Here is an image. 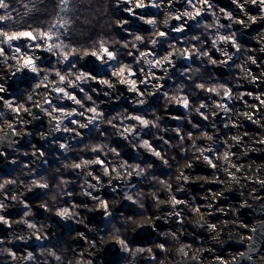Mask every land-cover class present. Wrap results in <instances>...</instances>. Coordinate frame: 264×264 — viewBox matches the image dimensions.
<instances>
[{"label":"rangeland","instance_id":"374dc122","mask_svg":"<svg viewBox=\"0 0 264 264\" xmlns=\"http://www.w3.org/2000/svg\"><path fill=\"white\" fill-rule=\"evenodd\" d=\"M173 1L174 0H171L173 6L171 8L170 15L167 2L161 5L160 9L162 10V12L160 15V9L152 8L150 6L145 8H135L133 2L129 5H125L123 3V0H120L119 8L116 7L117 0H108V6L110 8V12L114 15V17H116L118 20L127 21V24L122 27L123 29H127L126 32H131L130 29L141 30L146 32H151L153 30L155 31L154 37L151 39L153 40L160 39L157 36L158 31H168L170 27H174L180 23V21L177 20L175 23H171V19L174 18L175 15L183 13L186 8L193 12L195 11V9L190 8L187 5L186 0H182L180 4H175L173 3ZM157 2H159V0H157ZM145 3L149 4L150 0H145ZM211 3L213 5V8L206 9L202 16L197 17L196 20H191L187 24L184 33L187 31L192 32L199 29L196 27L197 22H199L201 26V23L204 21V17L207 14H210V12L215 8L213 11L218 17L219 23L223 25H227V23L231 24V28L240 37V42H247L246 46L248 48V54L251 53L249 56H253L255 58L254 52L257 48L256 44H264V41H259L253 38L252 35L254 34V31L250 32L248 30H245L244 27L239 26L238 20L241 16V12L237 11L236 5L230 4L224 8L223 6H221L219 0H211ZM62 7L63 5L61 4V0H57L56 15L58 18H61L65 14V11H61ZM126 7H132L134 9L135 16L129 15L125 11ZM200 7L203 6L199 3H196V8ZM221 8L233 14L234 18L232 21H229L227 18H225L224 14L220 11ZM256 11V6L252 4L246 7V12L248 13L255 14ZM156 14L159 15V17H157ZM140 16L145 17V19L157 17L155 18V28L152 25L146 24L143 20L138 19V17ZM186 18L187 17H185V19ZM166 19L168 20V27H166L164 24V21ZM215 26L217 27L216 23ZM217 32H219V34H225L222 31V28L217 27V29L214 30V37L211 39V44L208 47V50L210 52V55H212V57H214V59H216L217 61H221V58H227L221 54L222 51H227L228 54L232 56V60L228 61L227 64H224V68L227 69L231 65H233L234 62L237 60L238 52L235 48L231 46L230 42L222 43L218 40L216 48H219L221 51H217L216 48H213L212 41L214 39H217ZM169 34L174 36L181 35L175 32H169ZM131 43L133 44L135 43V41ZM128 51H133L135 55H139V53L136 52L135 49L129 48ZM28 54L33 55L32 52H29ZM260 54V63L263 64L262 66H264V53L260 52ZM13 55L14 50H8V59H5L3 56H0V80L1 77L4 76L5 67L8 65H13L14 62H18L16 59L12 58ZM36 56L40 57L37 63L41 69L49 66L50 64H55V61H53L55 57H51L50 54L46 52L39 53ZM153 59L154 57L152 56L141 58V63L143 65L140 63V66L137 67L143 68L144 71L142 72V74L146 76V79H155L150 75L152 72H155V75L157 77H161L163 75V71H161L159 68L153 69L150 64L144 63V60L150 61ZM130 61V64L136 63L132 59ZM187 61L188 60H184V63ZM249 61L250 60H248L247 57L244 60L243 65L240 66L238 69L239 73L236 76V86L232 90L233 95L231 99L224 100L223 94L214 97V93H209L208 91L204 90L203 96L205 93V97L204 100L202 99L201 103L203 102L208 105V107L206 108V114L208 115L209 119L207 121L203 120L197 114L196 109L199 107V105L193 109L194 117L196 119L198 118L203 120L204 126L210 125V129L211 127H213V122H215L216 127L219 128L217 130L213 129L214 136H212V140L208 139V136L211 135H209V133L206 131H198L196 133V135L187 145L186 158L179 163L178 167L176 168V171H174L173 179L170 184L171 188H168V190H164L158 200H153L154 203L147 217L136 218L138 219V221L146 220L149 222L156 223L149 227V229H146L145 233H142L141 231L140 233L138 230H136V223H134L135 221L132 222L129 241L131 243H134V245H144L145 249H149L145 257L147 261L154 262V264H171L174 260V255L176 253L180 257V259H182L183 257L192 256L196 257L197 259L199 258V260L201 261H208V259L210 261L211 257L208 254L205 255V248H218L219 245L215 242V239L217 237H219L221 234H225L226 236H228L227 234L231 233L230 228H232L233 226L237 228V230L239 229L244 231L247 229L248 231V228L252 227L251 223L253 224V222H255L256 216L254 217V211L257 209V206L255 207V209L253 206L251 207V201L246 197H249V194L256 192V190H254L256 188L255 186L261 185L259 181L264 180V172L261 170L262 166L264 167V145L256 143L257 140L264 139V134L257 127L259 125L264 124V105H260L259 111L255 112H252L251 108L256 107L255 103H260L258 100L255 99V96L261 95L262 98H264V85H250L251 83H253V81L251 76L248 75V72H251L252 75L256 76V72L258 71L260 65H251ZM220 64L221 63L218 62L216 64V67ZM56 67L60 69L63 68L60 66ZM175 71L176 70H173L172 72ZM30 73V78L27 81L29 85L24 88L21 92L22 95L19 97L20 99L10 98L7 100L12 101L15 106L23 104L24 107H27L28 105H31L32 102L41 95V93H44L46 96H48V98L50 97L51 101L54 102L52 105H50L51 109V107L55 106V104L59 102V98L56 97V93L53 94L52 92V80L58 81V77H55L54 75H48L49 80L45 81V75H37L36 73H33L31 71ZM126 75L127 74H125V77ZM129 78L137 79L136 76ZM112 79L116 80V84L111 89H107L106 86H104L105 90L109 92V95H103L104 97H102V99L105 100V103L106 101L108 102L107 107L111 109L117 107L116 105L118 104H122V100L126 102L127 99V97L124 96L125 94L123 95L121 90L116 88L118 86H124L119 84L117 77H113ZM157 81H162L161 83L164 86L165 84L167 85L169 83V78L167 77L166 79ZM261 82L264 84V79H262ZM153 84L154 83L149 80L148 87ZM138 87L143 90L145 86L143 84L138 83ZM152 92H156V90ZM249 92H251L253 95H247V93ZM241 94L244 95L242 96ZM155 95L156 94L150 95V97L143 96L141 98L145 100V103H151L154 99L153 96ZM29 96L32 97L31 100L28 99ZM110 101H115L116 104L110 105ZM167 102H170V104L164 105L161 110V117L167 119L170 129H174L179 125V119L181 118L180 115H182L186 110L181 105H178L173 99ZM218 102L224 103L227 107H229V111L225 113L222 108H217L216 104ZM66 103L67 102H64V104ZM73 107L77 108V110L79 111V108L77 106ZM131 107L137 109L141 108L142 106H137L132 103ZM0 109L1 111L3 110L1 115L3 120L12 113L16 116L17 120L21 118V120H23L25 123L26 119L24 118L23 110H21L19 116H17V114L13 112L11 108L4 105L3 100H0ZM177 109L179 110V113L176 112ZM219 109H221V113L217 114L216 110ZM213 111H215L216 116H213ZM245 112L251 113L253 115V120H259L260 123L255 124L252 121H249L243 115ZM56 114H59L61 118H59ZM53 115L55 117H58L62 121V124L64 126H69L68 120L64 119L59 112L53 113ZM82 117L83 116H76L73 118L79 120L81 123L83 121L84 123H87V119ZM173 117H176L177 119H173ZM225 118H229V127L224 126ZM3 120H0V127L2 125ZM123 120L124 122L128 121V119ZM233 122L237 124L236 127L232 126ZM124 126L135 127L139 129L138 135L128 134L126 136L127 140H123L122 138H118L119 140H117L119 143L118 147L120 148V150L122 149L124 153H127L129 157H134L135 154H137V152L135 151L136 146L138 145L139 141H141V138H146L145 136L147 134V130L146 128L141 127L136 121H133V124H122L118 128L122 127L120 130H123ZM71 127L75 128L76 131L81 132V136L92 130L91 125H89L88 128L84 129L79 128L77 125H71ZM41 133L42 132L40 128L38 129V133L37 131H35V133L31 135L29 144L30 146L35 144L38 147H46L48 149L58 151L60 149V143L66 142L68 145L72 146L77 144L79 142V138L81 137H75L73 133H66L65 141L57 139L51 145H40L39 134ZM201 133H207V135H202ZM245 133H247V135H245ZM233 136H240L241 142L237 144L235 141H233ZM216 141H220V143L225 146V150L222 153L217 150ZM193 145H196L197 147L194 148ZM209 148L212 149L211 152L207 151V149ZM198 149H205L203 155ZM225 152L233 153V155L230 156L229 161H225L223 159V155ZM198 155H200L202 158L204 155H209L213 162L217 165V167L212 168L210 166L211 168H209L207 171L201 168L189 167V164H192L195 161V157H197ZM142 156H147V154L142 153ZM30 158L31 160L30 162H27L28 165L26 166L27 172L31 173V171L34 170L42 173L41 168L38 167L35 162V159L37 158L39 162H41L42 160V156L39 155V152H36L35 155H33V153L30 154ZM89 159L94 160L95 156L93 155ZM16 160L18 164H20L19 157H17ZM72 161L73 162H71L69 166L79 176V184L81 185L82 190V192L76 196V203L86 208L85 211L80 215L75 216L72 211H70V207L63 205L62 203L59 205V208L67 207L69 209V212L71 213V215L67 218H62L57 215V210L59 208L49 211L50 213L48 211H45L44 207H42L39 200L46 195L47 189L38 188L31 180H21L19 183L15 184L14 187H8L6 190L0 188V203H4L5 205V207L0 210V215H4L9 219L8 225H5L0 222V252H5L3 254L5 258L0 259V264H34L40 260L41 255L39 256L38 250L40 251L42 249V242L44 237L43 232L41 235L38 229L40 228L41 220H45L47 216L50 217L51 223L48 222L43 225L44 234L45 232L50 233L53 230L52 223L57 224V226H60V228L62 229L61 234H65L68 243L72 245L70 260L72 261L74 259L75 264H89V262H91V264H135V262L140 258L139 256L137 257L134 254L130 253L131 251L129 249L130 246L128 243H126L128 245V250H125L119 243L112 253L111 248L109 249L110 251L105 249L104 244H107L108 239L115 238V236L109 235L107 233L106 228V226L113 219V214L110 217H105L102 212L101 217H92V215L89 214L87 210H90L91 205L98 204V201L93 200L91 197L84 195L85 192L92 191L93 195L95 196L101 197L107 201L111 200L110 202L108 201V203L112 213L114 211H121L123 210V205L120 197L127 194L129 187L132 186V184L135 183L140 177H137L135 175L131 177L127 176L126 173L128 171H132V169L128 170V168L120 167L121 163L115 164V168H117V170L121 173L120 178L117 179L116 173L111 171L108 176H104L102 169L95 164L84 165L81 169H74L72 165L73 163H76L78 161ZM159 161L163 164V159H159ZM231 164L238 166L240 170L237 171L235 167L230 166ZM0 166L2 168V163H0ZM93 169L96 170L95 175L102 177V184L98 185L95 189H90L88 187L89 184H96V181L92 180V178L88 175V172ZM2 171L6 174L10 173L9 176L14 173V171L11 169ZM182 172L189 177L188 180L193 179L196 175H200L201 178L204 179L214 177L216 180H220L222 178V180L226 181L228 184L236 185L238 188H236V192L230 193L234 195L232 196V199L227 197L223 200H217L215 203L212 204L215 210H213V208L208 210L209 202L205 201V198L203 199V191H201V189L204 190V192L208 191L210 193L218 194L219 186L217 184H209L206 185L207 187L203 186L202 188H199V185H197L193 187V189L187 194L186 192H184V189L186 188V182L181 178L180 175ZM230 173L233 174L236 179H233ZM248 177L251 178H249L248 181L245 182L244 180ZM5 179L6 178H4L3 180L0 179V185H2V182H4ZM30 181L32 184H27ZM110 181L111 185L109 184ZM29 188H31V191H29ZM113 188H115L117 191L114 192L112 190ZM5 196H7V199H5ZM12 196H16V200H13ZM173 196H175L181 201H186V203L173 206L171 202V198ZM21 200H23L24 203L29 205L28 209L24 208V204L20 202ZM195 200L197 204L195 202L193 206L192 202ZM167 205H169L168 207H170L175 214L177 212L180 213V215H176L175 220L173 222L171 221L170 223H168V221L171 219L167 217ZM193 207L195 209H193ZM197 208H199L200 211H197ZM221 209H223L224 211L221 212ZM26 210L29 211V215H31L34 220H29L31 219L29 216L25 217L23 215ZM74 218L75 222L73 221ZM202 218L205 219L206 223L216 224L218 231H210V233H205L199 230L197 226H191L195 223V221H197V219ZM25 221L35 224L36 227L29 228L28 224L25 223ZM178 221H182V223ZM225 221H227L226 225ZM220 224L227 226V229H222V226H220ZM69 225L74 226V228H71L69 230ZM185 225L186 229L184 230L182 228L183 226L185 227ZM159 231L160 233L157 234ZM80 233H83V238H81V236L79 235ZM36 235L41 236L42 239L37 240ZM245 235L248 236L249 233H245ZM20 237H23V239H20ZM193 237H200L202 240L201 243L196 240V243H198V245L195 246V249L191 247L192 245H194L191 242V239ZM117 240H120V238L117 237ZM150 244L153 246L152 248ZM161 244L164 245L163 249L160 248ZM181 248L183 249V252L180 251ZM220 250L223 251L222 253H220L222 256H230L232 252L236 251L235 245H231ZM9 251L12 253V255L9 254ZM29 252L32 253V257L26 259ZM55 253L50 256L52 257L51 259L56 260V257L58 255ZM69 261L68 264L71 263H69Z\"/></svg>","mask_w":264,"mask_h":264},{"label":"trees","instance_id":"16d2710c","mask_svg":"<svg viewBox=\"0 0 264 264\" xmlns=\"http://www.w3.org/2000/svg\"><path fill=\"white\" fill-rule=\"evenodd\" d=\"M7 2L10 4V8L7 11L12 19L6 21L4 27L9 30L21 28L27 29L29 27L48 30L51 25L60 19L56 15L57 0H7ZM213 10L210 14H207L204 17V21L201 23L199 29L177 39H174L172 35L168 34V41L189 50L192 49L194 44L198 49L208 50V47L211 44V39L214 37V30L217 29L215 23L216 20H218V17ZM4 11L5 10L0 9V15H3ZM161 12L162 10L160 9L159 15ZM159 15H157V17H159ZM62 18L69 22L68 30H70V36L61 37L66 43L71 41L75 47L82 51L86 48L94 50L98 49L100 42L104 41L109 48L122 53L121 62H131V59L127 55L128 49L121 47L125 41L129 42V44H132L131 42L135 41L140 49H144V47L135 40V35L141 34L144 37L145 42H148L154 37L155 33L153 30L147 33L142 31H131L130 33H132V35H129L128 32L117 25L116 22L118 19L110 12L108 0H69V9L65 12ZM228 24L229 23H227V25ZM205 25H211V27L206 28ZM60 31L63 32L65 29H60ZM222 31L225 34L235 33V38L240 47L236 60L237 62L227 68L228 74L223 76L217 73V71H215L216 64H211L205 57L192 59L187 66L189 72L182 76L180 74L182 68L174 74L172 83L166 90L169 98L165 99L163 97L155 109L143 113L145 118L150 119L159 125L156 128H152L151 126L146 128L147 136L149 142L157 150L161 151L163 158L169 161L167 166L164 165V163L162 164L159 159L154 157L147 149L141 147V143L139 148L144 151L147 156H142V154L137 153L134 157L126 159L123 150L118 149L116 132L118 127L122 125V117L127 111L121 107L116 108L114 111H108L98 93L93 92L90 94L96 101V107L98 110H103L107 119L98 118L97 123L99 127L92 126V130L82 135L79 138V142L70 146L67 151H62L61 149L54 151L46 147H38L35 144L22 148L20 150V164L11 176H8L3 172L0 166V179L3 180L6 178L4 182H2L3 190H6L8 187H14V185L21 180H31L33 182L34 179H40L43 177L42 181L47 183L49 187L47 188L46 195L39 200L40 204L47 205V211L49 212L59 208V205L62 203L63 205L70 207V211L77 216L82 214L86 208L76 203V196L80 194L82 190L81 185L79 184V176L69 166L72 160L80 162L81 158L88 159L90 156L100 155L108 162L110 169L115 167L116 163L122 164L125 161L132 165L140 164L145 168L147 163H152L153 167L151 169H146V174L140 176V178L128 189L127 194L132 195L133 199L138 202L133 204L131 201L126 200L124 198L126 194L120 197L123 210L114 211L112 213L113 219L106 226L109 235L124 240L125 243H128L130 246V253L140 257L135 264H152L151 261H147L145 258L149 249H145L144 246L134 245L129 241L132 222L136 218L147 217L154 203L153 200H155L156 197L160 198L162 192L168 190V186L173 179L174 171H176L179 163L186 158L187 145L196 133L198 131H206L209 135L214 136L213 129L217 130L219 128L215 126V128L211 127L209 129L210 125L204 126L203 120L194 117L193 109L200 105L203 99L202 96L204 90L207 91V88L209 87H216L219 94H215L214 97L223 94V89L219 87L220 84H225L233 90L236 86V76L239 73L238 69L243 65L244 60L250 55L248 54L246 44L240 42V37L232 28H222ZM194 35L200 38V43L192 40ZM168 45V43L159 45V54H161ZM197 68L199 71L196 70ZM47 69L48 67L41 69L40 74L49 76L54 75L50 74ZM188 76H191V79H188ZM71 78L74 80L75 76L73 75ZM193 82L204 83L206 87L204 89H196ZM83 87L86 90L89 89V87L98 88L92 81L84 84ZM184 94H187L190 99L189 109L179 119V125L174 129H170L167 119L161 117V110L165 103L171 100V97L182 96ZM84 103L87 106H92V102L90 101L85 100ZM79 111H83V109L79 108ZM203 111L206 112L207 109H204ZM1 115L2 111L0 109V120ZM91 115L92 113L85 112L82 118ZM156 116L160 117L158 121L155 119ZM113 117H115L113 123L116 127H112L108 124V120L113 119ZM190 120L199 124L200 127L192 128L191 124H189ZM225 124H227L228 127L230 126L229 118L226 119ZM176 129L180 130L183 140L177 135L175 131ZM189 131L194 133L191 138L187 135ZM101 132H103V135L100 134ZM161 137L168 140L169 143L165 144ZM97 144L101 147L96 150L94 154L93 148ZM105 145H107V147H105ZM216 146L220 153L225 150V146L220 143V141H216ZM111 148H116L118 150L120 153L119 157L110 151ZM36 149L45 153V155L42 156L41 162H39L38 158L35 159V162L37 166L41 168L42 173L34 170L31 171V173H28L26 169V166L28 165L27 162H30V154ZM128 170H131V168H128ZM148 172L152 173V175H147ZM153 176L155 179H153ZM161 179L164 181L163 184L160 183ZM6 180H12L14 183L6 184ZM31 181L28 182L29 185L32 184ZM69 192L71 195H67ZM108 201L110 202V200ZM193 209L195 208L193 207ZM28 216L31 218L29 220H34L31 215ZM73 221L75 222V218ZM48 222L51 223L49 216L40 222V228L38 231L41 235L43 232L44 239L42 242V249L40 251L38 250L41 258L34 264H68L71 257L72 245L68 243L66 235L61 234L62 229L60 226H57V224L52 223L53 230L50 233L45 232L44 234L43 225ZM68 227L69 230L74 228V226L70 225ZM182 229L185 230V227L183 226ZM159 233L160 231L157 234ZM195 246L196 245L194 244L191 247L195 249ZM152 247L153 246L151 245V248ZM138 249H143V251H138ZM49 250L52 253L56 252L55 254H57L60 259H51L52 257H50ZM4 253V251L0 252V259L5 258L3 255Z\"/></svg>","mask_w":264,"mask_h":264},{"label":"snow or ice","instance_id":"6c2138e0","mask_svg":"<svg viewBox=\"0 0 264 264\" xmlns=\"http://www.w3.org/2000/svg\"><path fill=\"white\" fill-rule=\"evenodd\" d=\"M167 2L168 4V10H169V15L171 13V8H172V2L171 0H150L149 4L145 3V0H135V8H145V7H152L156 9H160L161 5ZM247 2V0H246ZM123 3L125 5H129L132 3V0H123ZM187 5L190 8L195 9V11H191L188 8H186L183 13L175 15L174 19L177 21H180L179 24H177L174 27H170L168 31H163L160 30L157 32V36L160 39H153L150 41V43L153 45L152 49H148L147 51H142L140 47H138L137 44H129V42L125 41L121 47L124 49H135L136 52L139 53V55H135L133 51H128L127 55L136 62L137 65L141 63V58H145L148 56L154 57L153 60H144V63H148L151 65L153 69L159 68L161 71L165 73V75H168V69L169 67H172L175 69V64H174V57L176 56H182L184 60H192V59H199L200 57H205L208 59V61L215 65L218 62L221 64H227L228 61L232 60V56L228 54L227 51H222L221 54L225 57H227L226 60L222 61H217L214 59L211 55L210 52L206 49H198L196 48L195 44L192 46V49L189 50L187 48L185 49H178L175 47V43H171L168 41V34L169 32H175L178 34H183L185 31V28L187 26V21L189 20H196L197 17H200L204 14L206 9H212L213 5L211 3V0H186ZM196 3H199L203 7L196 8ZM232 3L235 4L241 12L245 11V3H240V0H232ZM251 3L253 5H258L260 10L264 12V0H251ZM61 4L63 7L61 8V11H68L69 9V0H61ZM116 7H120V0H117ZM10 8V4L7 2V0H0V9L5 10L3 15H0V56H3L5 59H8L7 52L8 50H14V55L13 59H16L17 61H22V67L36 73L37 75L40 74L41 68L38 65V60L40 59L39 56L36 55H29V52H32L33 50L35 51H40V52H46L50 54L51 57H56L55 64H50L48 66V72L50 74H54L55 77H58V82L55 83V86L52 88V91L55 92L59 98V102L55 104V106L51 107L50 110H46L42 108L39 104H37V107H41V111H45L47 115L51 116L52 119H57L55 116H52L53 113H61L64 119H67L69 122V126H64L63 131L65 133H73L75 137L81 136V132L76 131L75 128H72L71 125H77L79 128L84 129L88 128L89 125H93L95 127H99L97 120L99 119H107L105 116L103 110H98L96 107V101L93 99V96L90 93H100L101 89L95 88V87H89V89H85L83 87L84 84L88 83L89 81L98 83L99 85L106 86L107 89H111L114 87L116 84V80L112 79L113 77H119V84L121 85H128L129 92L135 94L136 96L143 97L146 94L147 87L149 80L148 79H139L138 73L130 66V62H121V57L122 53L109 48L106 44V42L101 41L99 44V48L95 50H89V49H84L83 50V55H80V49L75 47L71 41H68L67 43L61 39L62 36H70V30L69 29V22L68 20H65L64 18H60L56 23L51 25L48 30H41V29H35V28H27V29H16V30H9L4 27V23L6 21H9L12 19L11 15L8 14V9ZM125 11L129 15L135 16L134 9L132 7H126ZM220 11L224 14L225 18H227L229 21L233 20V14L231 12L225 11V9L221 8ZM185 17H187V20H185ZM138 19L143 20L146 24L152 25L154 28L156 26V19L154 17L147 18L140 16ZM256 17L250 16L249 20H251L252 23H256ZM264 19V17H262ZM117 25L120 27H123L124 25L127 24V21L123 20H117ZM238 23L243 25L245 21L243 19L238 20ZM164 24L166 27H168V20L166 19L164 21ZM216 25L218 28H231V24L228 25H223L220 24L219 21H216ZM196 27L199 28L200 24L197 22ZM206 28L211 27V25H205ZM60 29H65V31H60ZM127 31V29H124ZM129 35H132V33L129 32ZM217 39H214L212 41V47L216 48L217 40L222 43H231V46L239 52L240 47L239 44L235 38V33L231 34H219L217 32ZM135 40L139 42L141 46L144 48H147V42H145L144 37L141 34H136L135 35ZM193 41H196L197 43H200V38L198 36H193L192 37ZM165 43L169 44V48H171V51L165 50L164 55L161 57L159 53H157L154 50L155 45L160 44L163 45ZM206 43V41H205ZM217 51H221L219 48H216ZM260 51L264 53V48H261ZM94 57L95 61L99 62V65L101 66H106L107 71H103V75L100 74V72L97 69H86L83 65L79 63L80 60H83L84 57ZM248 60L252 62V64L257 63V59L254 58L253 56H248ZM56 65H64L63 69L57 68ZM118 65V67H117ZM199 71V69H196ZM17 71H20V68H17ZM141 72H143V68L140 69ZM111 73V76L108 75V73ZM189 72V69L187 67L183 68L180 72V74L183 76L185 73ZM125 74H127V77H133L137 76V79H131V78H126ZM75 76V79L73 80L71 77ZM151 77L155 78L156 80H163L165 77H157L155 75V72H152ZM248 75L251 76L253 82H258L261 79H264V76H254L252 75L251 72H248ZM188 79H191V76L187 77ZM44 80L47 81L49 80V76L45 75ZM139 84H143L145 87L142 90L141 88L138 87ZM195 84L196 89H204L206 86L204 83H197L193 82ZM39 86V85H37ZM153 88H155L156 92L152 93L151 91H147L148 95H162L165 99H168V92L162 91L163 85L154 83L152 85ZM220 88L223 89V99L224 100H229L231 99L233 92L232 90L225 84H220ZM82 93L83 95H78V92ZM5 91V88L0 85V93H3ZM207 91L209 93H214V94H219L217 92L216 87H209L207 88ZM103 95L108 96L109 92L108 91H103ZM242 96L244 94H241ZM247 95L251 96L253 95L251 92L247 93ZM29 100L32 99L31 96L28 97ZM171 99L175 100V102L178 105H181L187 112L189 109L190 105V99L187 94H184L182 96H173ZM255 99L260 102L261 105H264V98H262L261 95L255 96ZM0 100H3L4 105L11 108L13 112L19 116L20 111L23 110L25 112H28L31 114V110L24 107L23 104L19 106H15L12 101L6 100L3 97H0ZM90 101L92 102V106H87L84 101ZM70 101L73 104L79 106L80 109H83V111H78L77 108H66L64 106V102ZM45 104L52 105L54 102L48 99L44 100ZM133 104L137 106H143L145 105V100L143 98L140 99H133L132 101ZM208 105L206 103H200L199 107L196 109L197 114L205 121L209 119L208 115L206 114L204 109H206ZM217 108H222L225 113L229 111V107H227L224 103H217L216 104ZM259 111V108L256 109ZM92 113L91 116L86 117L87 123H81L79 120L73 118L76 116H84V113ZM249 121H252L255 124H259V120H253V115L251 113L245 112L243 114ZM213 116H216L215 111H213ZM113 119L108 120V124L112 127H116V125L113 123ZM123 119H128L130 121H136L138 124L143 127V128H148L151 126L152 128H156L159 125L157 123H154L152 120L145 118V115L141 114H135V113H129L127 116H124ZM155 119L158 121L160 119L159 116H156ZM173 119H177L176 117H173ZM121 121V122H122ZM21 123H24L23 120H21ZM189 124H191L192 128H199L200 125L193 122L189 121ZM215 128V122H213L212 125ZM233 127H236L237 124L233 122L232 124ZM264 126V125H262ZM9 127L11 128L12 125L9 124ZM225 127H228L227 124H225ZM56 130L59 131L61 130L60 127V122H57ZM177 135L180 136L181 140H183V136L180 134V130L176 129L175 130ZM124 133H127L129 135H138L139 134V129L135 127H129V126H124ZM15 134V131L13 132ZM103 135V132L100 133ZM202 135H207V133H201ZM43 135V134H42ZM188 137L191 138L192 135H194L193 132L189 131L187 133ZM247 135V133H245ZM127 138V137H125ZM163 142L165 144H168L169 141L165 140L163 137H161ZM209 140H212V136H208ZM233 141H235L237 144L241 142V137L240 136H233L232 137ZM256 143L264 145V139L257 140ZM141 147L147 149L154 157L158 159H163L164 165H168L169 161L167 159H164L162 156L161 151L157 150L150 142L148 139L141 138ZM35 147V146H33ZM70 145H68L66 142L65 143H60L59 148L62 151H67ZM100 145L97 144L93 148V152L95 154L96 150L100 149ZM107 147V145H105ZM194 148H196V145H193ZM201 154L203 155V152L205 149H198ZM110 151L114 153L117 157H119L120 153L116 148H111ZM207 151L211 152L212 149L209 148ZM36 152H39L40 156H44L45 153L43 151H40L39 149H36L33 152V155L36 154ZM0 155H4V153L0 152ZM233 155L231 152H225L223 155V159L225 161H229L230 156ZM203 159L212 167L216 168L217 165L213 162V160L210 158L209 155H204ZM95 164L99 166L102 171L104 176H108L110 171L116 173V178L119 179L121 176V173L117 170V168L112 167L110 169L108 162L102 158L100 155H95V159H84L81 158L80 162L73 163L72 167L74 169H81L82 166L84 165H91ZM231 167H235L237 171L240 170V168L234 164L230 165ZM120 167L124 168H131L132 171H128L126 174L127 176L131 177L133 175L140 177L144 176L146 174V169H151L153 167L152 163H147L146 168L142 167L140 164H129L127 161L123 162ZM189 167H191V164H189ZM95 169L91 170L88 172V175L92 178V180L96 181V184H89L88 187L90 189H95L98 185L102 184V177L95 175ZM259 171V170H258ZM147 175H152V173L148 172ZM181 178L187 182L189 177L186 176L183 172L180 174ZM232 175L233 179H236V177ZM153 179L155 177L153 176ZM43 177L40 179H34L33 183L41 189H47L49 185L45 182H42ZM63 182V181H62ZM6 184L14 183L12 180H6ZM160 183L163 184L164 181L161 179ZM260 184L264 185V180L259 181ZM111 185V181L109 182ZM3 185H0V188H2ZM171 188V185L168 186ZM114 192L117 191L115 188L112 189ZM29 191H31V188H29ZM67 195H71V193H67ZM85 196L91 197L93 200L98 201L99 207L103 209V215L105 217H110L112 215V211L110 209L109 203L107 200L93 195L92 191H87L84 193ZM219 195H222V193H219ZM126 200L131 201L133 204H136L138 201L133 199V196L130 194H126L124 197ZM5 199H7V196H5ZM13 200H16V196H12ZM158 200L159 197H156ZM22 204H24V208L28 209L29 205L24 203L23 200L20 201ZM171 202L173 206L178 205V204H183L186 203V201H181L177 199L175 196L171 198ZM142 206V205H141ZM5 207L4 203H0V210H2ZM44 207L45 211H47V205H42ZM209 207L213 208V205L211 202L209 203ZM213 210H215L213 208ZM197 211H200L199 208H197ZM221 212H223V209H221ZM25 217L29 215V211H25L23 213ZM57 215L62 217V218H67L71 215L69 212V209L67 207L59 208L57 210ZM177 216L180 215L179 212L176 213ZM0 222H2L5 225L9 224V219L5 217L4 215H0ZM182 223V221H178ZM25 223L28 224L29 228H35V224H32L28 221H25ZM227 221H225V224ZM207 227L210 231L216 232L217 226L214 223H208ZM246 227V226H245ZM253 231L255 232L256 229L253 228ZM81 238H83V233L79 234ZM20 239H23V237H20ZM36 239L40 240L42 239L41 236L36 235ZM95 243V242H94ZM118 243L125 249L128 250V245L125 243L124 240L120 239L118 240ZM160 248L163 249L164 245L161 244ZM138 251H143V249H138ZM181 252H183V249H180ZM9 254L12 255V253L9 251ZM49 254L53 255V253L49 250ZM186 254V253H185ZM244 254L241 253V256ZM32 253L29 252L27 258H31ZM57 260L60 258L57 256ZM196 258L193 257V260ZM91 264V262H89Z\"/></svg>","mask_w":264,"mask_h":264},{"label":"bare ground","instance_id":"6f19581e","mask_svg":"<svg viewBox=\"0 0 264 264\" xmlns=\"http://www.w3.org/2000/svg\"><path fill=\"white\" fill-rule=\"evenodd\" d=\"M182 0H174L173 3L175 4H180ZM231 3L230 4H233L232 3V0H229ZM132 2L134 3V7H135V1L132 0ZM240 3H245V11L241 12L240 9L236 6L237 8V11H240L241 12V16L239 17V20L240 19H243L245 21V23L243 25L239 24V26H242L244 27L245 30H248V31H254V34L252 35L253 38H255L256 40H259V41H264V19H262V17H264V12H262L259 8L258 5H254L256 6V13L255 14H252V13H248L246 12V7H248V5L252 4L251 3V0H240ZM253 5V4H252ZM250 16H254L256 17V23H252L251 20H249V17ZM187 20V18L185 19ZM191 20L187 21V24L190 22ZM250 28V29H248ZM257 48L254 52V55H255V58L257 59V63L256 64H252L251 61L250 64L251 65H257L259 66L258 68V71L256 72V76H263V67L262 66L263 64L260 63V59H261V54H260V49L261 48H264V44L260 43V44H256ZM34 55H37L38 52L40 51H35L33 50L32 51ZM42 53V52H40ZM227 58H221V61L222 60H226ZM223 65V64H222ZM20 68V71H17V68ZM7 68V69H6ZM5 71L10 73V78L8 77V80L5 79V78H1L0 82L4 85L6 82L8 81H14L16 80L19 76H21V72H30L29 70L25 69L22 67V62H16L14 63V65H9V66H6L5 67ZM170 71V70H169ZM168 71V73H169ZM15 75H17V77H15ZM262 80V79H261ZM258 81V82H253L251 83L250 85H264L262 82ZM160 82H158L159 84ZM53 84V87L55 86V83L52 82ZM4 87V86H3ZM128 88V86H126ZM152 89H155L152 87ZM128 96L132 97V93L128 91ZM45 99H48L47 96H44L42 95L41 98H39L38 102H36V104H39L40 106H42V108H44V100ZM260 103H255V108H251L252 112H255L257 111L256 109L260 107ZM48 107V104L46 106L45 109H47ZM250 109V108H249ZM248 109V110H249ZM39 110H41V108H39ZM217 111V114H220L221 112V109L219 110H216ZM44 112V111H43ZM14 114H12L11 117H13ZM12 120H14L13 118L12 119H9L10 123H12ZM225 121H226V118H225ZM264 125V124H262ZM262 125H259L257 126L260 131L264 134V126ZM191 168H201L205 171H207L210 167V165L205 162L203 160V158L198 155L197 157H195V161L191 164ZM261 170L264 172V167L262 166ZM251 178V177H248L246 178L244 181L247 182L248 179ZM218 182V183H217ZM209 184H217L219 186V190L218 192L219 193H222V195H219L218 194H214V193H210L208 191H205L201 189V191H203V199L205 198V201L207 202H211V204L215 203L217 200H223V199H226L227 197L228 198H231L232 199V194L230 193H233V192H236V188H238L236 185H232V184H228L226 181L222 180V178L220 180H216L214 177H210L209 179H204V178H201L200 175H196L193 179H190L186 182V188L184 189V192H186L187 194L193 189V187L199 185V188H202L203 186H206V185H209ZM207 187V186H206ZM256 188L254 190H256V192L252 193V194H249L248 196L249 197H246L247 199H249L251 201V207L253 206L254 209L255 207H262L264 206V185H258V186H255ZM263 189V190H262ZM230 194V195H229ZM208 203V205H209ZM261 204V205H260ZM169 205H167V210H168V218L171 219L168 221V223H170L171 221L173 222L175 220V217H176V214L173 212V210L168 207ZM212 208L209 207L208 210H210ZM224 211V210H223ZM103 210L102 208L99 207L98 204H93L90 206V210H88V213L92 215V217H98L100 216L101 217V214H102ZM256 216V217H255ZM255 217V222H253V224L251 223V226L250 228H248V231L247 229L242 231V230H237V228H235L234 226L232 228H230V234H227L228 236H226L225 234H221L219 237H217L215 239V242L218 243V248H205V255H209L211 257V260L208 261L207 260H202V264H210L212 262L214 263H217V264H228L230 262H232L233 260L237 261L238 257L241 256V253H243V249L246 251V248H245V245H252L253 244V241L254 242H257L261 237H262V232L258 229H256L257 227H260L259 229H263L264 230V213H256L254 215ZM136 230H138L139 232L143 231V232H146V229H149V227H151L153 224H155L154 222H149V221H138L136 220ZM207 224L205 222V219H197V221H195V223L191 226H197L199 228V230H201L202 232H205V233H210V230L208 229L207 227ZM226 225V224H225ZM225 225H222L220 224V226H222L221 228L222 229H227ZM229 225V223H228ZM253 228L256 229L255 232H253ZM185 229H186V225H185ZM81 232V231H80ZM140 232V233H141ZM245 233H249L248 236L245 235ZM224 237V238H223ZM246 237V238H245ZM222 239V240H221ZM232 239H235L236 244L238 245H235V250L234 252L231 253L230 256H222L220 253H222L223 251L220 250L219 248H225V247H228V246H231L233 245L231 240ZM196 240L199 241V243L202 242L201 238L200 237H197V238H193L192 240V243L195 244V245H198V243H196ZM224 240V241H223ZM118 245V240L117 239H108L107 241V244L105 243L104 244V247L106 250H109L110 248H112V251L111 253L113 252V250L117 247ZM263 249V248H262ZM110 251V250H109ZM245 251L243 254H245ZM106 252V251H105ZM220 255V257H219ZM244 256V255H243ZM251 257L257 259L256 261H258L259 259L262 260V262H264V249L259 252V253H256L255 255H251ZM186 257H183L182 259H185ZM180 257L178 256V254L176 253L174 255V260H179ZM173 260V261H174ZM75 264L74 262V259L71 261L70 264ZM152 264H154V262H152ZM201 264V263H200Z\"/></svg>","mask_w":264,"mask_h":264},{"label":"water","instance_id":"95a60500","mask_svg":"<svg viewBox=\"0 0 264 264\" xmlns=\"http://www.w3.org/2000/svg\"><path fill=\"white\" fill-rule=\"evenodd\" d=\"M230 3L229 0H222L221 6L224 8L228 6ZM172 23L175 22V19L171 20ZM178 49H181L177 47ZM180 58L177 60V65L182 64V56H179ZM88 68H94L98 67L95 58L94 57H88L85 61L84 64ZM99 69V68H98ZM218 72H224V67L219 66L218 67ZM21 76H19L16 80L13 82L10 80L4 84L5 86V91L3 93H0L2 97L5 99H9L11 97H17L23 87H27L28 84V79L30 78L31 73L30 72H21ZM10 76V73L6 72L4 70V76L1 78H5L8 80V77ZM17 77V75H15ZM10 78V77H9ZM7 91L11 92L8 93ZM159 100V99H158ZM159 102V101H158ZM47 104L44 105V109L46 108ZM156 105L151 106L149 109L155 107ZM42 107V106H41ZM37 106H31L28 109L31 110V114L28 112H25V116L27 117V120L25 121V128L18 129V124L16 123V119L14 117H9V119H14L12 120V123H10L9 119L5 120L3 123V127L0 130V152L4 153V155H0V162L2 163V167L4 170H12L17 164V157L19 155V150L20 148L28 145L30 143V137L32 135V132L36 130L39 125H43L45 127V131L43 135L40 137V143H45V142H52L58 137H62V131L56 130L57 122L61 121L58 119H52L51 116H48L46 112L39 110ZM9 124L12 125V127H9ZM15 131V134L13 132ZM261 212H264V209H260ZM263 241V239H262ZM260 241V242H262ZM260 243H258L256 246L252 245L250 251L256 250L257 246H259ZM243 259V257H241ZM202 264V262L198 259L193 260V258L190 259H179V260H174L171 264ZM210 264H217V263H210ZM229 264H236V263H229ZM238 264V263H237ZM250 264H264L261 259L258 261L252 260Z\"/></svg>","mask_w":264,"mask_h":264}]
</instances>
